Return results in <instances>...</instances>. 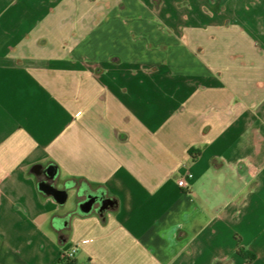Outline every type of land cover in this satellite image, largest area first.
<instances>
[{
	"label": "crops",
	"instance_id": "0c3cea01",
	"mask_svg": "<svg viewBox=\"0 0 264 264\" xmlns=\"http://www.w3.org/2000/svg\"><path fill=\"white\" fill-rule=\"evenodd\" d=\"M70 247L264 264V0H0V264Z\"/></svg>",
	"mask_w": 264,
	"mask_h": 264
},
{
	"label": "built area",
	"instance_id": "2783aa9c",
	"mask_svg": "<svg viewBox=\"0 0 264 264\" xmlns=\"http://www.w3.org/2000/svg\"><path fill=\"white\" fill-rule=\"evenodd\" d=\"M188 177H191V175H188ZM178 185L180 187H185L187 186V181H186V178H180L178 180ZM76 252V248L75 247H70L68 249H65L61 252V256L62 258H64L65 260H71L74 253Z\"/></svg>",
	"mask_w": 264,
	"mask_h": 264
},
{
	"label": "trees",
	"instance_id": "16d2710c",
	"mask_svg": "<svg viewBox=\"0 0 264 264\" xmlns=\"http://www.w3.org/2000/svg\"><path fill=\"white\" fill-rule=\"evenodd\" d=\"M237 252L249 262H251L255 258V255L253 253L249 252L248 250H245L243 247H239ZM64 261L69 260H65L64 258L60 257L58 264H61Z\"/></svg>",
	"mask_w": 264,
	"mask_h": 264
}]
</instances>
